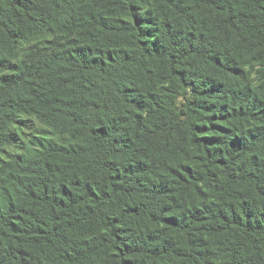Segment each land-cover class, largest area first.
<instances>
[{
    "label": "trees",
    "instance_id": "obj_1",
    "mask_svg": "<svg viewBox=\"0 0 264 264\" xmlns=\"http://www.w3.org/2000/svg\"><path fill=\"white\" fill-rule=\"evenodd\" d=\"M0 264H264V0H0Z\"/></svg>",
    "mask_w": 264,
    "mask_h": 264
}]
</instances>
